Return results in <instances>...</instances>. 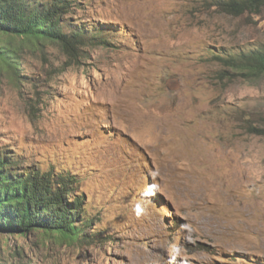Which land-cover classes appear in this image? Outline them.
I'll list each match as a JSON object with an SVG mask.
<instances>
[{"label":"rangeland","instance_id":"1","mask_svg":"<svg viewBox=\"0 0 264 264\" xmlns=\"http://www.w3.org/2000/svg\"><path fill=\"white\" fill-rule=\"evenodd\" d=\"M79 1L69 16L109 42L75 56L16 42V68L0 65V150L76 171L97 236L12 234L0 263L264 264V133H251L264 76L219 81L212 56L263 44L264 7Z\"/></svg>","mask_w":264,"mask_h":264},{"label":"trees","instance_id":"2","mask_svg":"<svg viewBox=\"0 0 264 264\" xmlns=\"http://www.w3.org/2000/svg\"><path fill=\"white\" fill-rule=\"evenodd\" d=\"M226 15H258L264 0H214ZM79 0H0V65L15 67L16 42L38 48L46 43L59 45L75 56L85 46L109 42L106 31L88 28L69 16ZM212 56L220 65L219 81L253 83L264 76V43L247 48L218 47ZM251 133L263 134L254 125ZM77 172L41 162L23 163L13 149L0 150V241L9 235L27 236L40 232L60 242L87 241L97 236V224L88 213V197L80 190ZM88 232L87 227H92ZM100 234V233H99ZM7 264V263H0Z\"/></svg>","mask_w":264,"mask_h":264}]
</instances>
